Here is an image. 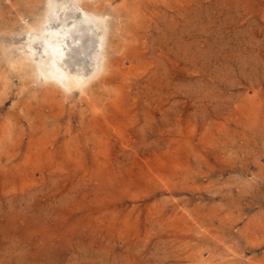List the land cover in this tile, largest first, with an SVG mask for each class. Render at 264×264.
I'll use <instances>...</instances> for the list:
<instances>
[{
    "label": "rangeland",
    "instance_id": "rangeland-1",
    "mask_svg": "<svg viewBox=\"0 0 264 264\" xmlns=\"http://www.w3.org/2000/svg\"><path fill=\"white\" fill-rule=\"evenodd\" d=\"M54 1L0 0V264H264V0Z\"/></svg>",
    "mask_w": 264,
    "mask_h": 264
},
{
    "label": "bare ground",
    "instance_id": "bare-ground-1",
    "mask_svg": "<svg viewBox=\"0 0 264 264\" xmlns=\"http://www.w3.org/2000/svg\"><path fill=\"white\" fill-rule=\"evenodd\" d=\"M69 1V0H68ZM55 1L54 0H47V9H45L46 11H47V14L49 15V16H51V15H53L54 14V12H55ZM72 3V2H71ZM62 4V3H61ZM76 4V3H75ZM77 5V4H76ZM79 5V4H78ZM77 5V6H78ZM62 6V5H61ZM75 6V5H74ZM73 6V7H74ZM60 7V6H59ZM79 7H80V9H81V6L79 5ZM45 8V7H44ZM83 8V7H82ZM85 8V7H84ZM84 10V9H83ZM87 12H88V10H87ZM87 12H85V13H87ZM91 12V11H90ZM92 13V12H91ZM91 16V18L89 17V19L91 20V22H93L94 23V25H95V27L99 30V31H101L100 30V28L102 27V26H106L105 25V22H104V20H102L99 16H94V15H90ZM48 19L49 18H45V20L44 21H42V23H34L33 25H31V26H29V27H27L26 28V30H27V34H33V36H34V38H36V39H38V41H43L45 44H48V41H49V39H50V34L49 33H47L46 31H45V28H44V26H45V24H47L48 23ZM51 19V18H50ZM79 20V19H78ZM86 20V19H85ZM77 22V21H76ZM90 21H89V23H87V22H85V24H87V25H91V24H93V23H91ZM62 23V22H61ZM82 23V22H81ZM80 23V24H81ZM84 23V22H83ZM64 24V23H63ZM66 24V23H65ZM79 24V25H80ZM107 24V23H106ZM76 25H77V23H76ZM102 25V26H101ZM77 27H79V26H77ZM71 28V27H70ZM92 28V27H91ZM94 28V27H93ZM53 30V29H52ZM73 30H74V28H73ZM73 30L72 31H70L69 33H71L72 34V32H73ZM76 30H77V32H79V29H77L76 28ZM25 31V30H24ZM57 31V30H56ZM102 32V31H101ZM105 33V32H104ZM103 33V34H104ZM60 35L59 36H56L55 37V42H58L59 44H60V47H59V51H58V57H57V63H59L58 61H62V58L64 57V55H65V48H67V46L69 45L68 43H67V41H66V39H64V38H66V36L67 35H65L62 31H61V33H59ZM101 35V34H100ZM105 35V34H104ZM33 38V39H34ZM98 38V37H97ZM52 39V38H51ZM106 40V39H105ZM51 42V41H50ZM104 46V45H103ZM57 47V46H56ZM105 47V46H104ZM46 49V48H45ZM103 49H105V48H103ZM55 50H56V48H55ZM99 50V49H98ZM30 51V50H29ZM55 52V51H54ZM61 52V53H60ZM102 51H100L99 53H101ZM53 53V52H52ZM97 53V52H96ZM31 54V53H30ZM44 54L45 55H43V56H41V58H39V59H36L35 60V63H34V65L36 66V70H37V72H42V70L43 71H46L45 70V68L46 67H48L47 66V64H48V59L50 58V56H49V53L48 52H44ZM54 54V53H53ZM102 54V53H101ZM98 55V54H97ZM96 55V56H97ZM31 56V55H30ZM55 56V55H54ZM99 58V57H98ZM51 59V58H50ZM97 59V58H96ZM34 60V59H33ZM103 60V59H102ZM97 61V60H96ZM33 62V61H32ZM54 62V61H53ZM101 63H103V62H101ZM96 64H97V62H96ZM95 64V65H96ZM49 65V64H48ZM61 66V65H60ZM97 66H99V65H97ZM95 67V66H94ZM101 67V66H100ZM48 68H50V67H48ZM48 68H46V69H48ZM77 68V67H76ZM103 69V68H102ZM72 70H74V68H72ZM97 70V69H96ZM97 73V72H96ZM63 74V73H62ZM77 74V73H76ZM79 74V73H78ZM82 74V73H81ZM49 75V74H48ZM84 75V74H83ZM82 75V76H83ZM92 75V74H91ZM94 75V74H93ZM45 76V75H44ZM50 77L52 78H50L51 79V81H53V82H55V81H57V83H58V81H62L61 80V78H60V76L59 75H57V74H55V73H50ZM45 79H48L47 77L45 78ZM42 80H43V78H42ZM71 81H75L76 83L77 82H80V83H84L85 82V80H80L79 78H77V77H75V76H73V78H71ZM63 84V83H62ZM73 84H74V82H73ZM86 84V83H85ZM61 85V84H60ZM76 85V84H75ZM78 86V85H77ZM62 87H63V85H62ZM69 87V86H68ZM79 87V86H78ZM80 88V87H79ZM82 88V87H81ZM73 89V88H72ZM76 89V88H75Z\"/></svg>",
    "mask_w": 264,
    "mask_h": 264
}]
</instances>
